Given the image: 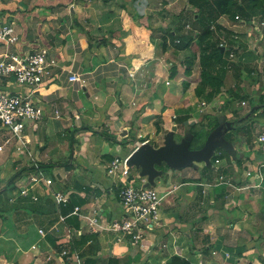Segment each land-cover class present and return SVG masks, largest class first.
Instances as JSON below:
<instances>
[{
  "label": "crops",
  "instance_id": "obj_1",
  "mask_svg": "<svg viewBox=\"0 0 264 264\" xmlns=\"http://www.w3.org/2000/svg\"><path fill=\"white\" fill-rule=\"evenodd\" d=\"M164 3L165 0H0L1 14L15 26L19 36L11 50L26 55L44 48L56 65L53 79L40 87L18 85L14 89L12 85L17 84L13 81L5 87L9 90L11 86L9 91L13 93L32 94L44 109L43 120L27 133L38 159L52 164L45 175L52 177L54 184L50 188L42 185L47 196L37 207L40 214L32 210L37 200L23 199L34 189L28 176L16 185L21 192L27 191L25 195L2 194L9 202L4 201L7 208L2 209L7 211L0 216V264H61L57 255L48 260L56 251L39 234L40 229L52 232L61 242L70 228L52 213L51 193L61 192L68 200L75 198L85 215L99 209L103 224L119 221L123 217L118 200L119 178L107 174L112 160L118 154L126 155L128 146L133 145L135 150L146 140L159 148L174 126V138L181 134L182 127L186 131L185 124L176 122L179 109L189 108L176 105L180 89L174 84H180L181 77L176 78V72L170 76L169 70L163 69L167 65L172 68L174 62L167 60L174 52L182 51L170 45L163 52L156 46L166 28L162 32L152 14ZM152 25L159 29L153 30ZM257 54V58H251L262 67V53ZM238 57L241 64L249 55ZM236 68L228 69L231 81H226L223 91L236 80L231 78ZM249 72L255 73L252 69ZM75 76L81 78L74 81ZM240 87L241 91H234L246 93L249 98L243 102L248 105L241 106L237 116L226 108L228 116H223L231 123L245 119L255 104L253 122L264 127V114H260L264 111L263 84L251 82L247 91L243 90L245 85ZM228 89L232 92L233 86ZM219 99L213 103L215 106L223 103ZM227 133L235 137L231 144L236 157L230 155L232 161L219 160L213 170L208 171L204 163L183 169H172L166 163L156 166L162 174L155 179L154 188L171 194L161 205L159 225L141 244L132 246L124 238L118 242L120 235L112 232L94 233L80 221L79 229H72L77 240L83 233L94 234L98 240L82 248L104 260L116 257L121 264H166L175 255L193 264H264V181L254 176L264 163V155L255 140L248 143L236 137L234 128ZM130 137L133 144L125 145ZM239 158L242 161L236 162ZM165 168L175 171L164 176ZM251 171L253 174L248 176ZM32 222L37 224L34 233L27 225Z\"/></svg>",
  "mask_w": 264,
  "mask_h": 264
},
{
  "label": "built area",
  "instance_id": "obj_2",
  "mask_svg": "<svg viewBox=\"0 0 264 264\" xmlns=\"http://www.w3.org/2000/svg\"><path fill=\"white\" fill-rule=\"evenodd\" d=\"M237 21L241 26L250 25L256 30L261 27L259 21H255V18L247 21L236 17ZM261 24L264 25V23ZM230 27L235 29L237 24L235 23ZM18 41L19 36L15 26L9 23L0 12V125L11 133V137L0 145V152L12 151L20 158H28L30 160L28 161L30 162L29 166L33 170L28 176L29 184L32 187L43 185L50 188L54 184V180L52 177L45 175L42 164L35 157L31 148V139L27 133V131L35 129L39 122L43 120L44 109L36 102L32 94L13 93L5 89V87L9 85L10 81L22 87H40L53 79V70L56 65L49 58V51L44 48L35 49L26 55L13 52L11 49ZM228 45L227 39L220 43L224 50H228L229 63H233L237 57L236 52L239 51V46L228 47ZM80 78L75 76L72 79L75 81ZM243 105H246V102H243ZM146 143H149V141L146 140L142 144ZM258 145L264 152V130L259 134ZM130 155L123 158L118 154L107 169L108 176L119 178L118 200L124 209L122 219L103 224L100 222L99 209L92 211L90 215H85L82 213V208L78 206L74 208L71 215L77 216L82 222H86L89 229L94 233L102 231L112 232L120 235L118 242L124 238L127 239L130 245L138 246L144 241L147 233L159 225L161 205L171 194V191L161 193L154 187H146L147 181L141 176L142 181L137 184L135 179L131 178V168L127 165ZM252 174L253 172L251 171L247 175L251 176ZM254 176L259 181H264V163L257 167ZM26 192L24 189L21 193L25 195ZM50 197L56 205H62L68 201L66 195L61 192H53ZM33 199L37 200L38 198L33 197ZM60 221L65 222V217L61 216ZM39 234L43 237L46 236V232L42 229L39 230ZM72 235H74V232L68 229L67 239L70 240ZM33 249L40 250L36 246ZM55 254L56 252L52 251L48 256V260L55 259ZM67 255V250L57 255L61 264H64ZM73 257L76 260V264H83V259L79 253L75 252Z\"/></svg>",
  "mask_w": 264,
  "mask_h": 264
},
{
  "label": "trees",
  "instance_id": "obj_3",
  "mask_svg": "<svg viewBox=\"0 0 264 264\" xmlns=\"http://www.w3.org/2000/svg\"><path fill=\"white\" fill-rule=\"evenodd\" d=\"M189 3L191 4V6L195 7L196 10L194 12H188V11L185 12L184 10L181 11V13L176 16L177 18H180L181 21L178 23L176 21L175 28L170 29V31H168L167 34L164 33L163 37H160L161 43L155 45L157 47L160 46L163 52H165L170 47V45L179 51L192 49V46L194 44L198 46L199 64L201 66V74H200L201 81L199 86L196 88V94L200 98L205 97V99L208 100L209 103H212L214 99L223 91L225 87L226 76L229 72L228 71L229 53L228 50L227 49L224 50L223 47H221L217 41L216 42L213 41L214 33L211 30V25L217 24V27L220 29L221 25H219L217 22L220 20L221 17L224 16H228V18L231 19V23L235 24L234 21L236 20V17L241 18L242 16L244 17L245 20L249 21L250 19L253 18V16L257 14L256 13L257 11L262 12V15H264V0H189ZM189 16L193 17L194 22L189 20ZM187 26H189V29L186 28ZM227 28H229L228 32H230L231 35L234 34L233 28L231 27H227ZM197 32L199 33L197 34ZM151 42L155 43V38H152ZM194 60H196V54H194L193 57L189 60V64H192ZM236 66L238 70L241 72L243 67L240 65V63H238ZM175 72H177L176 69L172 73V76H175ZM189 72L190 70L187 71V73ZM234 94L238 99L241 98L242 100H244L245 98H249L246 93L244 94L234 93ZM181 112H184V110L179 111L177 113L176 122L178 125L184 126L186 121L189 122L193 121L194 119L193 115H191L190 113H185V112L181 113ZM255 114L256 111L252 110V112H250L248 115H250L252 119V117ZM260 114H264V111L263 113ZM205 119L209 121L206 127H202L200 130L195 131L196 126H198V124L202 122H197L195 125L192 126L191 132L193 134V139L190 143L191 150H200L205 145L209 135L219 126L218 117L206 116ZM228 134L229 133L225 135V138L232 143L234 139L233 137H231V135ZM259 150L264 154L262 149ZM218 151L219 152L216 153L212 158V162H213L212 166L207 167L205 165V168H208L209 170H213L215 167L214 164H216L217 161L224 158L232 161V157L227 151L222 149H218ZM241 161L242 159L240 160V158L236 160V162H241ZM42 167L46 171L48 168L52 167V164H45V165L43 164ZM159 169L162 170L163 168L160 167ZM32 171L33 170L31 168H26L25 171L24 170L22 171L24 173L21 172L16 173L14 175L15 176L14 179L8 182L5 189L0 190V216L3 215L4 211H7L2 209V206L5 204L4 201L9 202L8 200L9 198L3 197L2 194L3 195L7 194L9 196L14 191H16L17 194H20L21 190L17 188L16 182L19 179L24 178L25 176H29ZM118 191H119V187H118ZM45 194L46 192L44 191L43 186L37 185L34 187L33 191L31 193H28L26 195L27 197H24L23 199L32 200L35 195L39 196V198L37 197L38 203L37 205L35 204V206L32 207V210L35 213L40 214L41 210L38 209L37 207L41 206L40 202H42V197L47 196ZM48 199L46 201L49 203L50 198ZM49 204L52 213L58 214V217L56 218L57 220L60 221V217L63 216L65 217V222L62 223L67 225V227H70L69 228L70 230L79 229L80 227L79 218L77 216L71 215L74 208L77 206L75 198L70 197L69 200L62 205H56L54 201L53 203H49ZM54 221L55 219L52 220V222ZM76 236L74 233V235H72V238L68 240L66 235L65 240L60 242L58 238L53 236L52 232H49L46 233L45 238H47L48 241L54 247V250L56 251L55 255L62 253L64 250L68 251V255L66 256L64 264H76V260L73 257L75 252L79 253L81 258L83 259V264H100L101 261H105L106 264H121L120 259L116 257L110 256L106 258L107 260H104L96 253L88 254L84 250V248H82L86 244L91 242H92L91 245H95V242L96 241L98 242V240L95 238L96 235L83 233L80 236V238H78V240ZM166 264H193V263L187 258H183L181 256L175 255L170 257L166 261Z\"/></svg>",
  "mask_w": 264,
  "mask_h": 264
},
{
  "label": "rangeland",
  "instance_id": "obj_4",
  "mask_svg": "<svg viewBox=\"0 0 264 264\" xmlns=\"http://www.w3.org/2000/svg\"><path fill=\"white\" fill-rule=\"evenodd\" d=\"M167 3L168 4L171 3L172 5L170 7H167V5H166ZM159 6H157V7H159ZM159 9L160 10H155V12H153L152 17L154 19H156L155 23H158V25H160V30H162V32L166 28V31L164 30L165 31L164 33H166V34L168 33V31H170V29L175 28V26H176L175 22L176 21H177V23L181 21L180 18L176 17L177 15H179L181 13V11L184 10L185 12H187V11L188 12H194L196 10L195 7L191 6V4L189 3V0H165V3L163 5H161L159 7ZM256 13L257 14L255 16H253V18H255V21H259V23H260L261 27L258 28L259 30L253 29L250 25L241 26L238 24V21L236 22V20H235L234 22L237 24V27H235L234 32L235 31H237V32L236 33L233 32L234 34L231 35V33L228 32L229 28H227L226 25L233 26L234 24L231 23V19L228 18V16L221 17L220 20L217 22L219 25H221L220 29L217 27V24L211 25V30L214 33V39H213L214 42L217 41L220 45V43L223 40L227 39L229 42L228 47L239 46V51H237L236 54L241 55V57H243L244 54H245V56L249 55L248 59H246L245 62H242L240 64L242 67H245V69H243L241 72H239L238 69L236 71H234V73L232 71V77L231 78L236 77V80L232 81V84H230V85L227 84V89L222 91L214 99V101L212 103H209V101L206 100L205 97L200 98L196 94V88L199 86L200 81H201V75H200L201 74V66L199 64V48L196 44H194L192 46V49H188L187 52L186 51H182V53H175L174 52L172 54L171 58L169 57V59L167 60V62H169V61H172V63L174 62L173 67L170 68V65H167V67H164L163 69L164 70L168 69L170 72V76H171V72H174V70L176 69L177 70L176 78H178V77L183 78V79L180 78V82H179L180 84H177V83L174 84L175 87H179V89H180V94H179L180 99L177 100L176 105L177 106L187 105L189 108L188 109L180 108L179 111H183V110L189 111L190 114L193 115V118H194L193 121H195L196 123L202 122V123H199L198 126H196L195 131L200 130L202 127H206L207 123L209 122V121H207V119H205L206 116L207 117H210V116L222 117L223 115H226V117H227L229 111L232 112L235 116H237V114L240 112V107L241 106L243 107V104H242L243 100L241 98L238 99L235 96L234 93H236V92L234 90L241 91L242 90V87H240L241 84L245 85V87L243 88L244 91H247V89H248L247 87L251 85V82L252 83H261V84H263V88H264V66L261 67V65H259V62H257L255 58H253V59L251 58V56H254L257 58V56H258L257 53L261 52L262 53L261 58L264 61V25L261 24V23H264V15H262V12H260V11H257ZM241 19L245 20L244 17H242V16H241ZM189 20L194 22V19L192 16L191 17L189 16ZM222 20H223V22H222ZM151 24H153V22ZM152 27H153V30H155V31L159 29V26H157V25H152ZM198 33L199 32H197V34ZM235 36H237V38H235ZM158 43H161V41H159ZM159 49L160 48H158L157 50H159ZM194 54H196V60H194L192 64H189V60L193 57ZM234 60H235V62L231 63L232 69L234 67H237L236 65L240 61V57H236ZM262 65H264V63H262ZM249 69H252V71H254L255 73L249 72ZM188 70H190L189 73H187ZM229 78L230 77L227 75L226 81H231V80H229ZM231 85L233 86L232 92L229 91V89H228V87H232ZM12 86H13L12 88H14V87H17L18 85H12ZM8 89L12 90L11 86ZM219 97H220V99H219ZM217 99H219V101H223V103H220L218 101L219 103L215 106V104H213V103L216 102ZM203 103H205V104H203ZM247 105H248V102H247ZM246 106H244V107H246ZM255 107H256L255 104H253V106L251 107L249 112H251ZM226 108H229V111L226 112L225 111ZM259 109H261V108L259 107ZM218 120H219V118H218ZM253 121H254L253 119H250V120L245 121V122L244 121L240 122L237 120V121L233 122L232 125L234 126V133H235L236 137L239 136L243 139H246L248 143L254 142V140H255V142L258 144L259 134L263 131L262 129L264 127L262 124H257ZM181 129H182L181 134H179V135L176 134V136H175V140L177 142L180 141V139H181L180 136L184 137V134H185V128L182 127ZM191 131H192V127H191ZM10 137H11V133L6 128L1 127L0 128V144H3L5 142V140L7 138H10ZM130 139L131 140H129V142H127L128 144H125V145H129V143L133 142V140H134L133 137H130ZM233 139H235V137ZM161 141L162 140H160V142ZM125 150H126L127 154L124 155V153H123V154H121V156L126 157L127 155H130L134 151L133 145L130 147L128 146ZM35 157L38 159V157L36 155H35ZM17 161H19L18 166L15 164V163H17ZM28 161H30L28 158L27 159L20 158L19 156H17L12 151H9L6 153H0V190H2L4 187H6L8 182H10L12 179H14V177H15L14 175L16 173H18V172L24 173V172H22L23 170L25 171L26 168H30V166H29L30 162H28ZM38 161L42 165L47 164V163L41 162L39 159H38ZM197 165H199V164H197ZM16 166L19 167L18 170L16 169ZM206 169L208 171H210L208 168H206ZM171 171H175V170H168L165 168L164 169V173H165L164 176H166L167 172H171ZM140 172H141L140 169H138L137 167L131 168V174H132V176H134L137 184H139L142 181V179L140 178ZM158 179H160V178H158ZM20 180L21 179H19L16 182V185ZM153 187H154V185H153ZM15 193H16V191L12 192L11 195H14ZM3 206L5 207L6 205H3ZM119 206H121L120 209L121 208L123 209L122 204H119ZM6 208H7V206H6ZM123 212H124V209H123ZM8 219L10 220L9 216H8ZM27 225L30 228V233H34V229L37 226V224L32 222V223L27 224ZM153 231L154 230L149 231V234H152ZM66 235H67V232H66ZM146 244H148V243H146ZM149 246H152V244H150ZM149 246H147L146 251H148Z\"/></svg>",
  "mask_w": 264,
  "mask_h": 264
},
{
  "label": "water",
  "instance_id": "obj_5",
  "mask_svg": "<svg viewBox=\"0 0 264 264\" xmlns=\"http://www.w3.org/2000/svg\"><path fill=\"white\" fill-rule=\"evenodd\" d=\"M246 119H250V115L239 121L243 122ZM232 123L227 122L224 116L220 117L219 126L209 135L205 145L200 150H191L190 143L193 139L191 127L196 122L190 123L186 121L185 136L180 142H177L174 138L177 132V126H174L165 137L164 145L159 148H155L151 143L140 145L129 156L127 165L130 168L137 167L140 169V176L147 178L145 186L153 187L155 179L162 174L161 171L157 170L156 166H161L163 163H166L172 169L195 167L197 164L202 163L210 167L212 166L211 160L218 148H222L230 155L236 157L233 145L225 138V134L234 128Z\"/></svg>",
  "mask_w": 264,
  "mask_h": 264
},
{
  "label": "clouds",
  "instance_id": "obj_6",
  "mask_svg": "<svg viewBox=\"0 0 264 264\" xmlns=\"http://www.w3.org/2000/svg\"><path fill=\"white\" fill-rule=\"evenodd\" d=\"M223 49H224V48H223ZM237 57H238V54H237ZM228 69H229V70L232 69V65H231V63H229V61H228Z\"/></svg>",
  "mask_w": 264,
  "mask_h": 264
},
{
  "label": "flooded vegetation",
  "instance_id": "obj_7",
  "mask_svg": "<svg viewBox=\"0 0 264 264\" xmlns=\"http://www.w3.org/2000/svg\"><path fill=\"white\" fill-rule=\"evenodd\" d=\"M218 118H220V117H218Z\"/></svg>",
  "mask_w": 264,
  "mask_h": 264
}]
</instances>
